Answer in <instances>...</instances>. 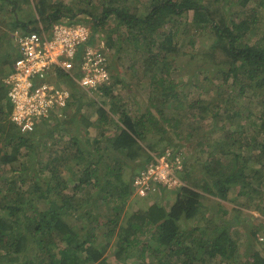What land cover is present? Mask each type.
I'll return each mask as SVG.
<instances>
[{
	"label": "trees",
	"instance_id": "obj_1",
	"mask_svg": "<svg viewBox=\"0 0 264 264\" xmlns=\"http://www.w3.org/2000/svg\"><path fill=\"white\" fill-rule=\"evenodd\" d=\"M154 1L156 4L151 2L152 11L144 20H138L141 25L140 28L136 27L137 24L134 20H137V15L132 14L130 7L119 5L118 7L105 5L101 16L98 18L93 16L94 20L91 22L94 27L99 29L108 24L109 19H114L117 24L121 23V29H126L125 36L127 39L123 40L136 48L139 43L146 44L145 58L139 59V63L146 71L143 72V75L151 76V85L147 86L151 92L149 97L151 108L156 107L157 112L164 118L167 117L164 109L166 103L176 110L182 109L181 106H183L184 101L175 92V88L178 87L179 83L173 81L169 73L170 56L179 53L180 50L174 44L172 31L169 33L164 32L162 43L157 45L156 30L157 26L168 23H171V28H173L174 19L180 18L184 14H192L191 26H197L209 32L213 30L215 37L226 41V45L220 47L225 52L223 61L218 60V62L211 59L219 54L217 51L212 52V54L205 51L200 54L192 53L194 59L201 60V69L205 73L215 75L211 77V80L214 78L218 80L219 88L229 87L228 93L222 94H219V88L214 89L216 92L214 103L204 99H196L192 104V106L202 105L200 107L202 111L198 113L203 124L206 123L207 127H211V124L207 123V119L203 116L208 112L213 113L212 120H222L224 116L231 120V118L240 115L243 112L241 109L238 113L233 109L226 112L224 110L230 107L233 108L234 103L237 105L247 104L248 98L260 101L264 108V30L261 25V21H264V19H261L264 0ZM47 2L49 3V0H40L36 5L37 12L40 15L39 23L41 25L47 24L45 25L46 28L39 27L36 23L30 30L27 25L22 26L23 30L39 34L42 31L50 33L52 27L63 21L65 14H67L64 12L65 5L54 3L46 8ZM224 2L231 9L244 11L245 20L229 26L222 5ZM17 3L18 0H0V11L4 10L6 5L14 6ZM48 8L51 10L50 14L47 13ZM86 15L88 17L92 16L88 12ZM171 15H173V18L167 19ZM13 25L18 27L20 23L15 22ZM138 34L143 35L137 38L139 37ZM160 36L162 37V33ZM94 39L95 34H93L90 43ZM8 40H6L7 43ZM13 41L14 47L17 48V41L14 38ZM108 43H111L110 37ZM190 45L196 46L197 43L195 44V41L191 40ZM164 61H167L165 66ZM228 64H230L229 68ZM224 65H227V67H223ZM219 73L222 74L220 79L216 78ZM249 81H251V84H248ZM113 82L101 85L98 88L100 91L105 92L103 96L107 99L109 108L102 103L103 105L96 112L97 122L101 124L106 122L107 126L110 125L113 129H116L118 135H115L116 138L111 137V140L108 138L107 133H102L103 138L109 139L110 147L106 150L111 153L109 156L114 160L116 166H120L125 161L122 155L125 156V159L134 162H138L142 157L145 158V162L138 165V169L133 176L134 179L139 171L152 163L156 154L163 152L155 150L166 149L169 147V142L166 143L167 140L163 139L166 131L164 125L161 126L160 121L156 122L153 118L134 120L129 111L122 106L123 90L119 93V89H116L115 84H123L124 81L116 77ZM71 84L73 87H77L75 83L71 82ZM7 88L5 79L0 75V134L2 132L8 133L3 142L4 147H0V171L4 173H7L5 167L10 168L11 163L19 159L17 156L22 143L29 144L26 141L27 138L22 137L16 124L10 120L12 107L9 106L11 104L7 100ZM114 92L117 95L113 99L112 94ZM78 93L80 94L79 91ZM95 93L97 94V92ZM228 97L232 98L229 100ZM72 99L75 102L77 98L72 95ZM159 105L160 107H158ZM59 113L54 112L51 114L53 117L50 119H42L38 124V129L41 131L42 127L51 123V120L57 117ZM81 113L80 108L79 111L74 113V120H77ZM149 114L151 115L152 112L149 111ZM82 120L87 123L84 126L87 133H90L88 126H91V122L85 117H82ZM219 122L220 120L215 121L214 129ZM169 123L171 124V122ZM258 124H261L264 129L263 123ZM221 127L226 128L228 126L222 124ZM58 128L64 129V126L60 123L57 127L50 128L49 133L57 131ZM152 134L160 136L159 141L162 140L165 144L162 141L158 143L153 141ZM220 136L222 140H217V142L221 144L219 147L222 150L228 147L226 142L230 143L231 152L236 150V146L244 150H255L259 152L254 157L255 161L264 166V142H258L257 139L254 142L250 140L234 141L235 133L228 131L220 134ZM15 137L19 141L15 142ZM191 138V134L184 135V139L188 141ZM73 140L74 143L68 141L67 146L63 149L58 148L54 152L60 155L61 158H71L78 166H82L83 157L80 155L82 147L75 136H73ZM8 146L14 148L11 154L8 153L9 150L7 151ZM74 148H76V151H74ZM209 149L215 148L209 147ZM220 152V157L211 159L215 163L214 167L208 165L202 168L203 172L207 173L210 178L204 177L202 179V170L195 169L187 159L184 166L175 172V178L181 182L180 186L161 187L160 189L155 186V190H152L147 197L155 199V204L149 205L144 212L135 211V215L129 218L126 217L125 209L128 206L126 198L121 201L120 205L112 206L111 209L114 211L112 219L106 222L96 220L99 224L94 227H90L94 221L87 220V224L82 228L76 222H73V224L66 222L67 218L78 219L80 217L78 212L89 205H96L97 200H101V202H106L107 198L114 201L115 199L118 200L116 195L111 196L109 193L103 196L104 189L98 186L100 182L94 179V173L89 174L88 168L83 169L80 177L73 176V180L69 182L59 172V166L63 162L61 163L58 158L53 156L49 157V161L43 165V168H25L24 171H19L12 167L13 172L8 176L15 177L12 182L14 190H7L6 184L0 179V264H106L107 261H112V259L125 262L135 260V258L144 259L146 252L156 256L154 264H264V258L257 257L261 253H257L256 256L253 255L248 259V255H243L245 259L240 260L237 246L226 240L230 237V234L233 235L235 224L227 222L220 227H210V230L204 229L210 232V240L197 239L194 237L196 231L187 225V222L193 216H197V213L201 210V207H198L202 197L198 191L200 189L213 194L214 197H219L222 201H227L230 199V191L234 188L241 186L247 188L246 191H242L238 195V197L245 195V198L249 195V188L253 190L256 188V195L253 194L248 200V204H253L264 193L260 186L257 188L251 182L254 176L247 172L248 164L245 161L239 169L233 166L227 168L226 171H220L224 159H231V152ZM112 153H115V155L113 156ZM202 160L204 163L207 162L206 159ZM52 162L56 164L52 165ZM67 166L69 167L68 163ZM108 170L109 179L112 180L110 184L115 186L121 184L123 188H128L121 181V176L118 174L111 176V173L115 174V169L112 166H109ZM45 175L46 177L42 178ZM202 184L204 185L202 186ZM91 185L96 187V195L92 197L89 191L86 192V188ZM166 191H174L176 198H171L170 201L169 197L165 196ZM122 196L124 197V195ZM34 197L38 201L35 205H33ZM161 200L169 203V209L166 210L160 206L162 205ZM42 202H48L49 205L48 210L45 212L40 211L39 208V204ZM262 209L264 211V204ZM122 218L126 222L122 223ZM104 228L108 229L104 231ZM99 230L101 235L96 236L95 234ZM260 247L264 256V244Z\"/></svg>",
	"mask_w": 264,
	"mask_h": 264
},
{
	"label": "rangeland",
	"instance_id": "obj_2",
	"mask_svg": "<svg viewBox=\"0 0 264 264\" xmlns=\"http://www.w3.org/2000/svg\"><path fill=\"white\" fill-rule=\"evenodd\" d=\"M39 1L40 0H18V3L16 5H6L4 10L0 11V36H2L0 37V43L2 40L6 41L7 39H9V42L6 45H10L11 47L13 45V51H15L14 43L12 41L14 34L16 33V31L14 30L21 29L22 26L26 25L31 29V27H33V25L36 23L39 25V27L46 28L45 25L47 24L41 25L39 23L40 15L38 14L36 9V5ZM151 2L155 1L49 0V3H46V8L54 3H63L65 5L64 12L67 14H65L66 16L64 17L62 22H64L65 19L71 20V18L73 17L76 20L74 22L75 24H84L91 26V29L95 34V39L92 41L94 44L91 45V48L93 50H97L105 57L106 70L109 77L111 73L112 83H114L113 80L115 77L124 81L123 84H115L116 89H119V93L123 90L124 98L122 106L127 111H129L135 121L139 119L149 120L152 118L155 119L156 122L160 121L161 126L164 125L165 127L166 133L164 134L163 139L167 140L166 143L169 142L168 148H172V150L179 155V158L182 161L184 158L188 159V161H190V165L194 166L195 169H201L203 172V167H206L208 165L209 167H214L215 163L211 161V159H213L214 157H220V151L231 152L230 148H225L224 150H222L219 147L221 144L216 142V137L226 132L223 130H218L222 128V124H226L231 127L229 132L235 133L234 141L250 140L254 142L256 141L255 139H257L258 142H264V129L262 128L261 124H258H264V108L263 104L260 103V101L248 98V102L247 104L244 103V106L234 103L233 108L230 107L224 110V112L230 109L237 111V113L241 109L243 112L240 113V115L231 118V120L226 118L225 116L222 120H212L213 113H206L203 116L207 119V123L211 124L210 128L207 127L208 125L206 123L203 124V121L200 119V114L198 112L202 111V109L200 108L202 105L200 104L192 106L196 99H204L206 101L214 103V99L216 97V92L214 91V89L219 88L220 85L218 80H216L215 78L211 80V77L215 76L214 74L205 73L204 70L201 69V60L198 58L194 59L192 57V53L200 54L205 51L212 54V52L217 51L219 52V54L215 58L211 59L213 61H223L225 52L222 51L220 47L226 45V41L221 40L222 38L219 39L218 37H215L213 30L209 32L201 29L200 27L191 26L190 23L192 21V14H184L180 16V18L174 19L175 24L173 28H171V23H168L164 24L163 26H157L156 30V35L158 36L157 45L162 43L164 32L169 33L170 31H172V34L174 35V44L180 50L179 53H175L173 54V56H170L171 60L169 61V73L171 75L170 78L173 81L179 83L178 87L175 88V92L178 94L179 98L184 101L183 106H181L182 109L176 110L174 107H170L169 104L166 103L164 109L166 110L165 112L167 114L166 118L169 122H171L170 124L166 118L160 116V114L157 112L156 107H150L149 97L151 95V92L147 88V86L151 85V76L143 75V72L146 71L139 63V59L145 58V53L147 50L146 44L139 43L137 44L136 48L133 47L132 44L127 43L126 40H123L127 39L125 36L126 29L123 27V29H121V23L117 24L114 19H109V23L99 29H97V27H94L93 23L91 22L92 20H94L93 16H96V18L101 16L105 5L110 7H118L119 5L130 7V10H132V14L137 15V20H134V22L137 24L136 27L140 28L141 25L139 24L138 20H144L145 17L152 11L153 6L151 5ZM154 4H156V2ZM222 5L226 13L229 26L245 20L244 11H238L235 8L231 9L230 6H226V2L222 3ZM87 12L92 16L88 17V15H86ZM47 13H51V10L49 8L47 9ZM168 18H173V15L167 17V19ZM261 19H264V10L261 13ZM15 22L20 23V25L18 27H14L13 24ZM261 25L262 29L264 30V21H261ZM161 33L162 37L160 36ZM142 35L143 34H138L139 37L137 38H140ZM109 37L111 39V43H108ZM191 40H194L195 44L197 43V45L191 46ZM9 47L6 48L10 49ZM0 48L2 47L0 46ZM135 49H137L138 51ZM164 63L165 66L167 61H164ZM108 64L110 73L107 68ZM229 66L230 64H228V68ZM223 67H227V65H224ZM3 69V66L0 65V75ZM211 69L213 70L212 67ZM158 70H160V68H158ZM7 72L8 69H6V73ZM221 73H219L216 78H222ZM108 83H110V80ZM248 84H251V81H249ZM228 89V86L219 88V94L228 93ZM79 92L80 94L76 96L77 99L75 100V102L72 99L71 104L67 108V110L65 109L61 111L57 115V117L51 120V123L44 125L41 131L40 129H38V127L35 132L28 135H22V137L27 138L26 141L29 144L26 145L22 143V147L17 156L19 159L11 163L10 168H4L6 169L7 173L0 171V179L4 182V184H6L7 190L9 189L10 191H12L14 190V187L12 188V182L14 181L15 177L8 176L13 172L12 167L19 171H24L25 168H43V165L47 161H49V157L53 156L55 158H58L61 163L63 162L59 166V172H61L62 176H64L65 179H67L69 182L73 180V176L80 177L83 173L82 170L88 168V173H94V179L99 180L100 182L98 186L104 189L103 196H106V194L109 193L111 196L116 195L118 197V200L114 198L115 201L108 198L106 202L97 200L98 202L96 205L92 204L87 206L84 210H80L78 212L80 214V217L78 219L74 220L73 218L68 217L66 222L72 224L73 222H76L82 228L87 224V220H91L94 221V223H92L90 227L97 226L99 224L98 221L106 222L109 221V219H112L114 212L113 209H111L112 206L114 205L113 207H115L120 205L121 201H124V199L126 198L128 202V206L125 209V213L127 214L126 217L129 218L130 216L135 215V211H139L140 213L144 212L145 208H147L149 205L152 206L155 204V199L137 198L135 190L132 187V182L134 180L133 176L138 169V165L144 163L145 158L142 157L138 160V162H134L133 160L125 159V156L122 155L125 161L120 166H116L114 160H112V158L109 156L111 155V153H109L106 148L110 147L109 139L111 137L116 138L115 135L118 134L116 132V129H113L110 125L107 126L106 122L105 124L97 122L96 116V112L101 105L104 104L107 108H109V106L107 105L108 101L103 96L105 95V92L100 91L99 89L96 91L93 89H89L88 92L85 93L79 90ZM95 92H97L99 96ZM115 92L112 94L113 99L115 98V95H117L115 94ZM231 98L232 97H228L227 99L230 100ZM140 99L143 100L140 101ZM158 107H160V105ZM80 108L82 110V113L77 117V120H74L73 115L76 111H79ZM149 111L152 112L151 115L149 114ZM82 117H85L91 122V126H88L90 133H87L85 129L84 124L87 125V123L82 120ZM217 120H220L218 129L217 127L214 129L215 121ZM60 123L64 126V129L58 128L57 131L49 133L50 128L57 127L58 125H60ZM68 126L70 127L68 128ZM103 132L108 134L109 139L102 137ZM186 134L192 135L190 141L184 139V135ZM6 135H8V133L5 134L4 132H2L0 134V147L2 148L4 147L3 142ZM73 136H75L79 140V143L82 147V152L80 153V155L83 157V162H81L83 163L82 166H78L77 163L71 158H61L60 155L54 152V150H58V148L63 149L65 146H67L66 144L68 141L72 143L74 141ZM151 137L153 141L157 143L162 141H159L161 137L156 136V134H152ZM14 141L17 142L19 140L15 137ZM209 147H213L215 149H209ZM13 149L14 148L8 146V153L11 154ZM74 151H76V148H74ZM155 151L161 152L163 150ZM257 154H259V152L255 150H244L239 148V146H236V150H233V152H231V159L227 160V158H225L221 163L222 166L220 167V171H226L227 168L233 166H235L236 169H239L241 168V164L245 161V163L248 164L247 172H250L252 175H254V181L251 180V182L254 183L255 187L259 188L260 186V188H262V190L264 191V166H261L255 161L254 157H256ZM112 155L114 156L115 153H112ZM202 159H206L207 162L204 163ZM67 163L69 164V167L67 166ZM55 164V162H52V165ZM109 166H112L115 169V174L111 173V176L116 174L121 176V181L126 184V187L128 188H123L121 184H116L117 187L110 184L112 180L110 181L108 176ZM72 168H75L77 170H74ZM202 174V179L204 177L210 178L207 176V173L203 172ZM46 175L42 176V178H45ZM93 185L86 188V192L89 191L91 193V197L96 195V187H94ZM203 185L204 184H202V186ZM246 189L247 188H243L242 186L232 189L229 195L230 199L227 201H222L219 197H214L213 195L210 196L207 194V192L203 193L202 189L198 190L202 196L198 205V207H201V210L197 213V216H193L187 222V225L196 231L194 237H196L197 239L210 240V232L204 229L210 230V227H220L227 222L235 224L233 228V235L230 234V237L226 238V240H228L229 242H233L237 246L238 256L240 260L245 259L243 255H248V259L253 255L256 256L255 254L257 253H261L257 257L264 258L260 247L261 242L256 236H254V231H256V234H261L264 237V211L262 209L264 204V193L261 194L253 204H248V200L253 196V194L256 195V188H254L255 191L249 188V195L247 196V198L244 197L245 195L238 197V195L242 191H246ZM121 192H123L122 195H124V197L121 195ZM165 196L169 197V200L171 198H176V194L174 191H166ZM37 202V198L34 197L33 205H35ZM161 203L162 205L160 206L163 209H169V203L164 200H161ZM48 207V202H42L41 204H39L40 211L42 212L47 211ZM99 216H101L102 218ZM124 222L126 221H124L122 218V223ZM107 229L108 228H104V231H106ZM95 235H101L100 230ZM146 253L147 254L145 255L144 259L135 258V260L127 262L112 259V261H107L106 264H154V261H156V256H152V254L148 252Z\"/></svg>",
	"mask_w": 264,
	"mask_h": 264
},
{
	"label": "built area",
	"instance_id": "obj_3",
	"mask_svg": "<svg viewBox=\"0 0 264 264\" xmlns=\"http://www.w3.org/2000/svg\"><path fill=\"white\" fill-rule=\"evenodd\" d=\"M90 37V28L67 22L56 24L50 33L17 36L21 54L15 73L5 79V84L13 106L12 120L22 131L33 132L41 119L67 110L71 93L56 84L62 71L70 73L84 93L109 82L106 59L87 45ZM182 165L179 155L170 150L154 156L133 180L137 198H147L155 186L172 188L178 181L175 172Z\"/></svg>",
	"mask_w": 264,
	"mask_h": 264
},
{
	"label": "clouds",
	"instance_id": "obj_4",
	"mask_svg": "<svg viewBox=\"0 0 264 264\" xmlns=\"http://www.w3.org/2000/svg\"><path fill=\"white\" fill-rule=\"evenodd\" d=\"M76 20L73 18H71V20H66L65 19V21L64 22H67V23H69V24H72V25H81V26H86V27H88V28H90V31H91V37H90V39H89V41H88V43H87V45H89L90 47H91V45H93L94 43L93 42H91L90 43V40H91V38H92V36H93V31H92V29H91V26H89V25H84V24H75L74 22H75ZM53 28V27H52ZM29 30H30V28H28ZM20 30V31H19ZM43 30H45V29H43ZM14 31H16V33L14 34V39H15V41H17V36L18 35H22V34H27L28 32H33V31H28V32H26L25 30H23V28H21V29H16V30H14ZM13 41V40H12ZM13 43H14V41H13ZM17 43H18V41H17ZM12 49H14L13 48V45H12ZM15 49H16V56L14 57V59H13V61H12V65H13V73H15V69H16V63H17V61H18V59H19V57H20V47H19V45L17 44V48L15 47ZM107 68H108V70H109V73H110V69H109V64H108V66H107ZM13 73H11V74H9L8 76H6L4 79H6L7 77H9L10 75H12ZM62 75H59V77H58V79L56 80V84L58 85V86H63V87H65V90L67 91V92H70L71 93V100H70V103H71V101H72V95H74V97H76L77 95H79V93H78V88L77 87H73V85L71 84V82H73V83H75V85H76V80L75 79H72V77H71V75H70V73H68L67 71L66 72H64V71H62V73H61ZM114 79H116V77L114 78ZM110 82H112V76H111V73H110ZM105 84H107V83H105ZM108 84H110V83H108ZM103 86V85H102ZM7 100H8V102L10 103V101H9V98H8V94H7ZM70 103H69V105H70ZM11 104V103H10ZM69 105H68V107H69ZM9 106H11L12 107V112H13V106L12 105H9ZM12 112H11V114H10V120L13 122V123H15L13 120H12ZM42 120V119H41ZM40 120V121H41ZM40 121H39V123H40ZM16 124V123H15ZM16 126L18 127V129L20 130V132H21V134L22 135H28V134H31V133H33V132H35V130L38 128V125H37V128L33 131V132H29V133H27V132H24V131H22V129H21V127L19 126V125H17L16 124ZM228 127H226V128H221V129H218V126H216L217 127V129L218 130H223V129H225V131H230V129H231V127L229 126V125H227ZM216 131V130H215ZM216 139L217 140H222V138H221V136H217L216 137ZM217 140H216V142H217ZM226 142V141H225ZM226 144L228 145V147L227 148H230V143L229 142H226ZM167 150H170V151H172V152H174L173 150H172V148H168L167 147V149H164L163 150V152L162 153H158V154H156V156H158V155H163V154H165V152L167 151ZM225 152V151H224ZM228 152H230V151H228ZM175 153V152H174ZM181 153V152H180ZM177 154V153H176ZM182 154V153H181ZM219 154H221V152L219 153ZM187 159H183V165H182V167L184 166V163H185V161H186ZM181 167V168H182ZM180 168V169H181ZM254 176V175H253ZM252 181H254V179L252 178ZM180 184H181V182H179V181H177V184L176 185H174V186H180ZM173 186V187H174ZM132 187H133V185H132ZM203 193H205L204 191H202ZM208 195H213V194H210V193H207ZM254 236H256L257 238H258V240L261 242L260 244L261 245H263L264 243V237L261 235V234H254Z\"/></svg>",
	"mask_w": 264,
	"mask_h": 264
},
{
	"label": "crops",
	"instance_id": "obj_5",
	"mask_svg": "<svg viewBox=\"0 0 264 264\" xmlns=\"http://www.w3.org/2000/svg\"><path fill=\"white\" fill-rule=\"evenodd\" d=\"M7 41H1L0 46V65L3 66V70L1 71V77L5 78L9 74L13 73V65L12 61L14 57L16 56V49L13 51L12 47L10 45H6ZM6 45V46H3ZM10 46V47H9ZM6 47H9L10 49H7ZM6 69H8V72L6 73Z\"/></svg>",
	"mask_w": 264,
	"mask_h": 264
}]
</instances>
